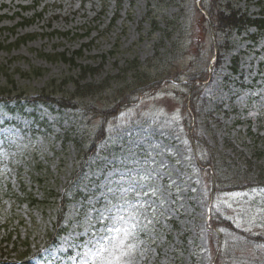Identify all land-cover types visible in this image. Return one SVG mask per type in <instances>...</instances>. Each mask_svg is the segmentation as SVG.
I'll list each match as a JSON object with an SVG mask.
<instances>
[{"label": "rangeland", "instance_id": "1", "mask_svg": "<svg viewBox=\"0 0 264 264\" xmlns=\"http://www.w3.org/2000/svg\"><path fill=\"white\" fill-rule=\"evenodd\" d=\"M199 1L0 0V42L36 33L0 49V64L43 70L15 73L11 96L46 89L73 98L72 83L59 84L79 65L97 68L88 82L112 81L76 99L77 110L26 100L15 111L0 107V261L213 264L218 252L222 264H264V176L253 173L264 170V34L254 43V28L215 32ZM226 2L251 15L264 6L219 0ZM77 50L76 65L45 56ZM210 66L209 80L193 90L192 77ZM5 79L0 74V88ZM116 103L121 112L98 136L103 119L94 110ZM203 159L213 162L212 175L209 166L201 172ZM212 214L258 241L228 228L211 235ZM59 221L64 231L53 242Z\"/></svg>", "mask_w": 264, "mask_h": 264}, {"label": "trees", "instance_id": "2", "mask_svg": "<svg viewBox=\"0 0 264 264\" xmlns=\"http://www.w3.org/2000/svg\"><path fill=\"white\" fill-rule=\"evenodd\" d=\"M232 8V7H228ZM209 14L211 16V18L213 19V22L217 25H223L224 27L227 28H237V29H242L245 25L248 24H253L257 27L258 30L262 31L264 30V18H259V19H251L250 17L246 16V14L240 15L239 12L235 9H229L227 14L225 15L223 11L218 10L215 6L212 7V9H209ZM226 11V10H225ZM26 23H28V21H25ZM24 22V23H25ZM34 35L33 34H29V35H25L22 36L20 38L17 39V42L20 41H27L28 39L32 38ZM14 43H11L10 45H12ZM1 46V44H0ZM80 51L76 52V55L79 54ZM48 57H53V55H47ZM61 57L63 60L65 61H69L70 63L74 64V58H68L66 57V55L63 53L61 54ZM4 74H6L7 76H11L12 74L6 71H3ZM18 72L20 74L21 77H30L32 75H40L43 72L41 71L40 68H32L29 72H23L20 69H18ZM94 72V68L90 67V66H82L81 67V73L80 75L77 77V79L71 78L74 85H75V93L74 96H86L89 94H95L98 91H102L100 89V87L92 82H87L82 84L81 80H83L87 74H93ZM137 78L142 77V74H137ZM12 80V78H11ZM138 80V79H137ZM69 80L68 78H66L65 80H63V83H67ZM136 81V80H135ZM106 83L103 86V89L107 88L110 84L109 81L106 80ZM8 86V85H7ZM6 86V87H7ZM100 89V90H99ZM0 93L2 95H10V92L7 89L2 88L0 90ZM43 96V97H42ZM39 97V100L41 99L43 103H48L49 101L53 100V98H51L49 95L45 94ZM38 99V98H36ZM55 102H58L59 100H53ZM16 105L19 104V100L14 102ZM65 104V106H68L69 108H78L79 104L78 103H73L70 99L67 100V102L62 103V105ZM110 114V112H107L105 115L108 116ZM35 203H38V200H36V198H33V201ZM5 264H11V263H5Z\"/></svg>", "mask_w": 264, "mask_h": 264}, {"label": "snow or ice", "instance_id": "3", "mask_svg": "<svg viewBox=\"0 0 264 264\" xmlns=\"http://www.w3.org/2000/svg\"><path fill=\"white\" fill-rule=\"evenodd\" d=\"M115 231H119L118 229H114ZM106 249H103V248H101V249H99L98 251L99 252H102V251H105Z\"/></svg>", "mask_w": 264, "mask_h": 264}]
</instances>
